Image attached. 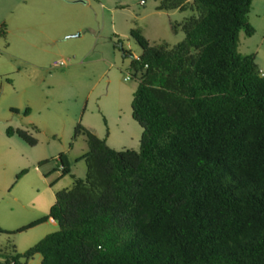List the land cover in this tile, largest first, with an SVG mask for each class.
I'll use <instances>...</instances> for the list:
<instances>
[{
	"label": "trees",
	"instance_id": "16d2710c",
	"mask_svg": "<svg viewBox=\"0 0 264 264\" xmlns=\"http://www.w3.org/2000/svg\"><path fill=\"white\" fill-rule=\"evenodd\" d=\"M251 3L158 0L157 9L192 12L172 22L184 32L173 44L130 29L140 52L120 48L138 81L139 148L115 149L78 123L84 176L60 152L59 177L70 174L71 185L46 214L0 231L49 217L58 227L23 251L0 245V264H28L36 253L39 264H264V72L254 52L239 50L240 31L254 32ZM5 131L37 142L24 127Z\"/></svg>",
	"mask_w": 264,
	"mask_h": 264
},
{
	"label": "rangeland",
	"instance_id": "374dc122",
	"mask_svg": "<svg viewBox=\"0 0 264 264\" xmlns=\"http://www.w3.org/2000/svg\"><path fill=\"white\" fill-rule=\"evenodd\" d=\"M25 1L34 4L23 9ZM40 3L44 1L0 0V24L4 22L7 30L0 34V137L8 138V124L25 126L27 119L37 123L24 127L37 142L21 141L35 162L25 164L27 171L19 177L16 173L23 167L13 168L15 160L0 165V227L7 231L46 214L56 190L71 185L69 174L57 179L60 152L66 154L72 171L84 176L86 164L80 156L88 144L82 132H75L78 123L105 137L115 149L139 148L142 126L131 113L138 81L130 75V55L120 45L138 55L140 46L130 34L133 27L150 43L173 44L184 32L174 30L172 22L192 13L190 9H157L158 0H79L71 4L74 22L83 28L63 30L53 38L51 21L66 18L56 5L52 10ZM39 11L40 15L34 14ZM248 19L256 29L247 37L241 30L245 38L239 50L254 52L264 69V0H252ZM60 58L66 63L54 65L53 60ZM26 107L29 115L23 117ZM40 159L46 160L39 163ZM41 224L11 233L0 231V245L9 248L15 243L24 249L58 227L46 230ZM40 256L36 253L28 264H39Z\"/></svg>",
	"mask_w": 264,
	"mask_h": 264
},
{
	"label": "crops",
	"instance_id": "0c3cea01",
	"mask_svg": "<svg viewBox=\"0 0 264 264\" xmlns=\"http://www.w3.org/2000/svg\"><path fill=\"white\" fill-rule=\"evenodd\" d=\"M42 1H44V3H40V4L44 5L45 8H47V9L51 8L53 10V9H55L54 6L56 5V10L59 9L57 12L59 14H61L60 16H62V18H66L65 21H63V22L59 21L60 24L58 23V20L57 21H51L52 25L55 26V28H53V30L51 31V34H52L53 38L56 35H58L60 32H62L63 30L74 32L76 30H80V29L83 28L82 24L74 22V20H75L74 17H73L74 14H75L73 12V8H74L73 5L74 4H71V3L79 1V0H42ZM86 1H88V0H86ZM30 2H31V0H30ZM30 4L31 3H27V1H25V3L23 4L22 8L24 9L26 7H30L34 3H32L31 5ZM101 4H103V2H101ZM41 13H42V11H39L38 13H34V14L40 15ZM253 27H254V32H255L256 28H255L254 25H253ZM240 35H241V31L239 33V46H240V42L245 38L244 36L241 37ZM244 35L246 36L245 33H244ZM251 35H247V36H251ZM243 53H245V52H243ZM246 53H248V52H246ZM135 56H137V54H135ZM75 63H77V62H75ZM260 68L264 72V69L261 66H260ZM26 108H28V107H26ZM25 109H24V116L23 117H27L29 115V110L25 111ZM16 111H17V114L20 113V109H17ZM33 122H31V121H29L27 119V124L28 125L29 124H32V125H36L37 124V123L35 124V122L34 123ZM28 125L24 126V125H20L19 123H15L14 125H10V126H13V127H28ZM7 126H9V124ZM5 130H6V128H5ZM5 133H6V131H5ZM6 136L8 138H1L0 137L1 138L0 139V141H1L0 144H3V146L0 147V165H3V164H5V162H8V161L13 159V160H15L13 168L16 166L15 169H17L19 167L25 166V164H29L28 162H32V161L35 162L36 157L32 156L30 153H28L26 151L23 142H21V141H24L23 139H21L16 134L8 135L6 133ZM14 137H17V138H14ZM40 160H38V162ZM32 164H33L34 167H38L35 163H32ZM69 164H70V162H69ZM38 169H39V167H38ZM71 171H72V169H71ZM61 177H59V175H58L57 179H59ZM39 224H41V226H40L41 228L44 227L46 230H48V228H50V226H51V228L57 226L56 221L52 217H49L45 221H42V222H40V223H38L36 225H39ZM36 225H34V226H36ZM31 227H33V226H31ZM31 227H29V228H31ZM11 246H13L12 248H15V250H17V251H23L25 248H27V247H25L24 249H20V248H18V246L15 243H12L9 247H11ZM40 259H41V256H40Z\"/></svg>",
	"mask_w": 264,
	"mask_h": 264
},
{
	"label": "built area",
	"instance_id": "2783aa9c",
	"mask_svg": "<svg viewBox=\"0 0 264 264\" xmlns=\"http://www.w3.org/2000/svg\"><path fill=\"white\" fill-rule=\"evenodd\" d=\"M140 2H144V0H140ZM66 63V59L60 58V59H54L53 64L54 65H62Z\"/></svg>",
	"mask_w": 264,
	"mask_h": 264
},
{
	"label": "water",
	"instance_id": "95a60500",
	"mask_svg": "<svg viewBox=\"0 0 264 264\" xmlns=\"http://www.w3.org/2000/svg\"><path fill=\"white\" fill-rule=\"evenodd\" d=\"M79 32L75 33V34H78Z\"/></svg>",
	"mask_w": 264,
	"mask_h": 264
}]
</instances>
